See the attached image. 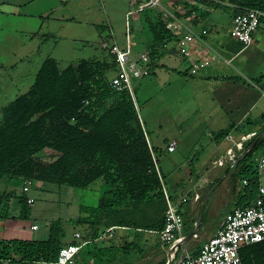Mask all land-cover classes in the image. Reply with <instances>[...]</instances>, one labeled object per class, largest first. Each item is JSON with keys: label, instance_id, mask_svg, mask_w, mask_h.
<instances>
[{"label": "trees", "instance_id": "trees-1", "mask_svg": "<svg viewBox=\"0 0 264 264\" xmlns=\"http://www.w3.org/2000/svg\"><path fill=\"white\" fill-rule=\"evenodd\" d=\"M198 1L219 7L214 1ZM229 1L235 6L230 8L232 18L246 8L264 13V0ZM152 11H141L148 33L150 74L161 51L177 41L160 14L150 16ZM197 23L195 17L193 24ZM111 71H116V64L109 52L102 59L73 61L63 69L56 59L46 58L29 89L0 109V178L80 189L101 180L105 189L97 205L81 208L89 214L86 219H91V225L159 232L165 227L167 204L152 158L155 152L148 145L130 94L111 91L106 78ZM228 132L215 134V139L225 138ZM263 143L264 134L238 162V174L246 182L235 203L238 207L250 205L257 196V163L247 160ZM44 150L54 152V157L40 159L37 155ZM9 196L0 195V218L8 215L3 204ZM26 200L19 196L23 218L30 211ZM47 228L45 239L0 237V264H54L61 248L68 244L63 243L60 220ZM239 256L242 264H264V241L242 247ZM95 262L102 263L100 258Z\"/></svg>", "mask_w": 264, "mask_h": 264}, {"label": "rangeland", "instance_id": "rangeland-1", "mask_svg": "<svg viewBox=\"0 0 264 264\" xmlns=\"http://www.w3.org/2000/svg\"><path fill=\"white\" fill-rule=\"evenodd\" d=\"M106 1L90 0L63 4L57 8L54 16L47 19V14L44 18L41 17L43 11L39 8V4L43 3L42 0L17 8L3 5L0 0V109L29 89L37 70L48 57L56 59L60 69H63L73 61L102 59L107 56L108 51L104 50L101 44L111 42L106 41V39L110 40L111 33L115 38H119L124 33V12L128 0ZM229 18L230 10L222 6L212 9L210 19L208 18L204 25L220 30L229 24ZM114 75L115 71L108 72L106 78L110 80ZM175 77L177 78L175 74H168L166 71H162V74L159 73L156 77L155 67L151 74L134 83L132 88L137 116L146 136L154 145V155L161 168L163 150H156V141L161 145L162 139L180 135L181 143L170 157V162L180 155L181 158L197 159L203 148V154H207L211 147L215 148L209 143L208 133L226 128L225 124H218V121H209L201 112L209 108V100L207 103L198 100L196 92L200 90L199 86L182 84L181 80ZM252 134V143H254L264 134V128ZM247 143L243 144V154L252 149L247 150L249 145ZM228 146L235 147V144L231 142ZM221 150L222 148H217L218 152ZM54 155V152L44 150L37 156L42 160H50ZM238 155L239 152L236 151V156ZM263 156L264 143L249 156L247 162L257 163ZM218 170L209 167L201 171L214 175ZM237 170H233L232 174L236 177L238 187H241L243 183L239 180ZM11 180L8 185H4V182L0 184V193L7 191L13 194L5 200L6 208L9 207L8 215L13 216L14 219L9 223L11 227L5 230L4 235L8 238L45 239L47 226L53 221L60 220L67 236L65 240H69L71 233L79 228L75 219L80 214L79 203L82 201V196L84 197L85 189L54 183L32 182L31 185H26L19 179ZM26 186L27 192L23 190ZM19 195L28 198L26 201H31L27 202L30 211L24 218L20 214ZM34 225L37 226V230L30 228ZM105 230L102 225L97 227L91 225L86 229L88 233L86 237L98 238ZM202 235L199 229L196 230L192 238L184 242L183 245L187 248L185 251L193 252L201 243ZM134 236L136 247H129L128 252H126L127 242L124 240L113 249H103L102 257H105L104 260L101 257L103 264H165L166 251L157 236H147L137 231ZM146 237L149 240L148 244L144 240ZM109 243L110 239L105 237L94 242L93 247L104 248ZM86 257L87 252H84L80 258L81 263L91 264Z\"/></svg>", "mask_w": 264, "mask_h": 264}, {"label": "crops", "instance_id": "crops-1", "mask_svg": "<svg viewBox=\"0 0 264 264\" xmlns=\"http://www.w3.org/2000/svg\"><path fill=\"white\" fill-rule=\"evenodd\" d=\"M39 1L41 0H12V2H10V0H2V3L3 5H10L13 8H17L30 2ZM42 1L43 3H41V5L39 4V8L43 11L41 17L43 16L42 18H44L47 14L48 19L57 13V8L60 5L90 0ZM142 1L143 0H128L127 9L124 12V31L126 23L128 22L134 58H138L140 54L146 52V42L148 40V33L143 24V16L141 12H134L135 8L141 4ZM207 1L218 3L219 7L216 9L225 6L230 10L228 25L222 27L220 30H215L213 27L204 25V22L208 18L210 19L212 9L215 8H212L208 4L201 3L198 0H159L158 7L149 8L153 10L150 12V16L154 17L160 14L164 19L165 26L166 22L171 20L169 17L171 15L184 22L186 26L193 28L195 31L199 32L206 30L208 32L207 36L202 37L201 40L192 42L189 46L190 57L188 58L180 53L178 49L177 41L180 35H175L166 28L173 36L177 37V41L169 42L166 45V48L161 51V56L157 60L156 65V77L159 76V73L162 74V71H166L168 74H175L177 76L175 79L181 80L182 84L199 86L200 90L196 92L198 100L203 103H207L209 100V108L205 109V111L201 110V112L205 114L209 121H218V124H225L224 126H226V128H222L218 132L210 131V133H208L209 143L215 146V148L211 147L210 151H208L207 154L205 153L206 156L203 154V148L197 159L195 157L191 159L181 158L180 155L179 157H175L174 161L172 160V162H170V157L176 152L181 143L180 135H175L169 139H162L161 145L159 141H156L155 145L156 150H163V159H159L162 162V168L158 165L156 157L163 193H166L172 203L177 206L184 219L182 236L187 237L195 228L196 230L199 229V231L203 233L201 243L207 240L219 228L225 213L236 206L235 203L242 191V185L238 187L235 181L236 177H233L232 173L235 169H238L237 171L239 173L241 164H238V162L240 158L245 156L246 152H244L243 156L237 158L236 165L230 168L226 160L228 151L230 149L234 151L238 150L234 146H228V144L231 142L236 144L241 141L242 137L264 128V120L261 119V116L264 115V19L261 21L260 27L253 36L252 44L248 47H244L241 43L233 40L229 36V29L232 25L230 1ZM83 4L86 6L85 2H83ZM193 8H195V10H193ZM131 11H133V13L127 16ZM189 11H191L190 15H188ZM195 17L198 20L197 24H193ZM123 35L124 33L121 34L119 38H115L112 37L111 33V35H109L110 40L106 39V41L120 42ZM194 64H196L197 67L194 68ZM222 131H229L228 135L219 141L216 140L215 134ZM146 138L149 147L153 149V143L147 136ZM172 142H176V147L174 151L169 152L167 146ZM247 144H249L247 150H250L252 143ZM218 147L222 148L219 152L217 151ZM240 153H242V151L239 152V154ZM195 159L196 161L193 162ZM209 167L213 170H219L214 175H211L207 171H205L206 173L201 171ZM204 173L205 175H203ZM239 180L242 182L240 178ZM10 181H12L10 178H0V184L4 182V185H8ZM32 182L35 183V181ZM23 184H25V182ZM104 189L105 185H103L101 180H97L89 187L85 188L84 197L82 196V201L79 203L80 214L75 219L79 228H76L71 233L69 240H65L67 238L66 235V237L62 239L64 244L79 243V240L74 239V234L79 233L82 239L89 241L80 250L74 264H82L80 258L84 252H87V257L91 264H97L95 259L100 258L101 260L103 249H113L123 240L127 242L126 250L130 244H133L135 248V244H137L134 236L136 231L140 234H147V236L155 235L159 238L158 233L155 231L135 230L128 227L114 226L112 236L107 237V239H110L109 245L104 248H94L93 243L98 242L100 236L94 240L91 236L86 237V234H88L86 229L91 226V219H86L89 214L81 210V208L95 207ZM188 193H190L189 196ZM194 193L199 194L196 200L192 198ZM6 194L13 195L12 192L7 191L0 193V195ZM184 196L188 198L186 203L181 202ZM5 202L7 201H4L3 205L6 208ZM203 203L204 208L200 215V221L198 222L199 210ZM8 208L9 207H7L6 210ZM8 213L9 211H7V214ZM10 216L11 215H7L5 218H0V237L3 239L11 238L4 235L5 230L11 227L9 223L14 219L12 218L13 216ZM83 225L84 227H82ZM94 227L96 226L94 225ZM30 228L37 230V226L35 225ZM46 234H48V231ZM144 240L147 241L146 244L149 243L147 237L144 238ZM201 243L195 248V252H197ZM184 245L180 246L181 253L186 252L185 249L187 248ZM162 248L166 251V263L168 259L167 246L163 245ZM194 251L189 253H195ZM126 252H128V250ZM102 259L104 260L105 257H102ZM101 264H103V262Z\"/></svg>", "mask_w": 264, "mask_h": 264}, {"label": "built area", "instance_id": "built-area-1", "mask_svg": "<svg viewBox=\"0 0 264 264\" xmlns=\"http://www.w3.org/2000/svg\"><path fill=\"white\" fill-rule=\"evenodd\" d=\"M159 6V0H143L134 12H141L148 8H156ZM231 7H235L231 4ZM129 12L127 16L132 14ZM170 21L166 22V28L175 35H180L177 46L183 55L190 57L189 46L195 40H201L207 36L206 30L195 31L193 28L173 16H169ZM264 13L254 8H246L244 12L232 18V25L229 29V36L233 40L241 43L244 47H248L253 42V36L261 25V19ZM101 47L114 56L116 64L115 75L108 80L109 87L113 92L127 91L135 105L134 94L132 91L134 83L141 78L150 74L149 57L146 53L140 54L138 58L133 57L132 41L130 35V27L128 22L125 26L123 38L120 42L111 41L103 42ZM193 67H197L196 64ZM136 109V108H135ZM137 110V109H136ZM253 134L242 137L241 141L235 144V148L241 152L245 142L252 141ZM176 142L168 144L167 150L174 151ZM243 156L240 153L236 156V151L230 149L226 160L230 168L236 165L237 157ZM152 158L155 164L157 174L160 177L157 162L154 153ZM258 174L260 176L257 196L255 200L245 207H232L225 213L219 228L199 246L196 254L179 252L177 244L183 240L182 230L184 219L182 213L178 210L170 198L164 193L167 209L165 211V227L157 232L159 239L163 245L173 249L170 262L167 260L165 264H242L239 256V250L247 245L256 244L264 241V156L260 157L257 162ZM246 184L245 181L242 182ZM31 185L32 181L25 182ZM27 191V186L24 187ZM199 194L194 193L192 198L198 199ZM187 196L182 197L181 202L186 203ZM30 203L31 201H27ZM113 227H109L99 237L100 239L111 237ZM74 239L79 243H70L61 248L55 264H74L80 250L89 242L82 239L79 233L74 234Z\"/></svg>", "mask_w": 264, "mask_h": 264}, {"label": "water", "instance_id": "water-1", "mask_svg": "<svg viewBox=\"0 0 264 264\" xmlns=\"http://www.w3.org/2000/svg\"><path fill=\"white\" fill-rule=\"evenodd\" d=\"M255 142H256V141H255ZM255 142L251 144L250 149L254 146ZM203 208H204V203L201 205V208H200V210H199V214H198V218H197V221H198V222L200 221V215H201V212H202ZM195 231H196V228L194 229V231H193L191 234H189L187 237H184L183 240L177 244V246L180 247V246H182V245L184 244V242H186V241H188L189 239H191L192 236L194 235ZM172 253H174V250L168 248V250H167V257H168V259H167V260H168L169 262H170V260H171V254H172Z\"/></svg>", "mask_w": 264, "mask_h": 264}]
</instances>
